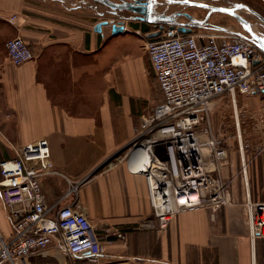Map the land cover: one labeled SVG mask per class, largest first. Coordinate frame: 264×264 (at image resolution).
<instances>
[{"label":"crops","instance_id":"1","mask_svg":"<svg viewBox=\"0 0 264 264\" xmlns=\"http://www.w3.org/2000/svg\"><path fill=\"white\" fill-rule=\"evenodd\" d=\"M175 1H190L191 6L174 5L211 14L225 15L194 3L229 7L216 0ZM75 2L0 0V163L15 156L14 148L46 139L61 174L41 181L48 204L77 185L78 203L102 245L96 262L70 261L51 247L26 264H264V239H250L245 208V194L255 197L260 185L251 186L248 168L245 185L238 159L227 161L230 167L221 172L225 176V169L238 165L237 176L231 174L240 181H231L234 204L214 213H179L161 233L138 229L153 218V210L144 176L128 168L130 145L140 133L141 116L150 115L162 93L145 39L134 31L113 36L110 26L96 32L101 11ZM207 21L202 27L208 30L231 27ZM239 21H245L244 16ZM129 27L136 30L138 25ZM15 37L24 38L34 52L33 60L20 66L10 63L5 47ZM130 42L134 52L128 51ZM124 153L129 158L117 160ZM111 160L117 161L107 166ZM244 163L247 167V160ZM261 187L264 190V183ZM117 231L127 233L125 241L112 236ZM0 233L5 238L12 234L1 202Z\"/></svg>","mask_w":264,"mask_h":264},{"label":"built area","instance_id":"2","mask_svg":"<svg viewBox=\"0 0 264 264\" xmlns=\"http://www.w3.org/2000/svg\"><path fill=\"white\" fill-rule=\"evenodd\" d=\"M167 18L171 20L164 24L145 23L146 32L132 30L145 39L163 97L152 114L141 116L128 163L132 173L144 176L153 210V218L142 221L138 229L157 233L165 231L179 213H214L234 204L231 186L221 173L229 147L213 131L212 104L227 97L236 107L237 95H264V50L242 36L248 33L231 27L208 30L190 14ZM129 24L125 32H131ZM182 28L191 33L181 32ZM151 34L158 35L147 38ZM5 47L13 66L34 58L22 37L9 39ZM238 142L247 186L246 146L239 136ZM14 152L13 158L0 163V202L12 224L10 237L0 233V264H26L29 257L51 247L70 261L96 262L102 245L78 203L77 185H71L54 204H48L43 193L42 179L61 175L52 162L48 141L40 139ZM142 154L146 159L138 160ZM246 196L250 239H264V202H253L249 193ZM64 200L71 202L62 204ZM126 234L117 231L112 236L125 241Z\"/></svg>","mask_w":264,"mask_h":264},{"label":"rangeland","instance_id":"3","mask_svg":"<svg viewBox=\"0 0 264 264\" xmlns=\"http://www.w3.org/2000/svg\"><path fill=\"white\" fill-rule=\"evenodd\" d=\"M216 1L222 3L227 2L229 4V8L233 10L235 9L234 11H236L235 5H237L238 3H244L255 9L262 17H264V3L261 0ZM159 2L161 3L154 9V13L155 16L161 18V20L164 18V16L168 17L173 15L175 16L178 14L196 13L200 17L206 18L207 20L210 19L217 23L228 24L237 31L244 33H253L258 38H264V25L255 15L245 14L247 15L244 17L245 21H237L226 15H221L217 13L211 14L207 11L193 7H181L170 3H163L162 0H159ZM75 3L82 4L85 8L98 6V4H96V2H94L93 0H76ZM97 11H102V9L100 8ZM94 14L96 15V13ZM103 19L109 20V18ZM103 19L101 18V21H103ZM130 24L141 26L146 25L145 23L140 24V22L138 21H130ZM129 29H131V31L133 30L131 27H129ZM128 44V51L134 52L135 49L131 46L133 45L132 42ZM152 112L150 114H152ZM211 124L215 135H219L221 138H223L225 140L226 145L229 147V156L227 160L228 162H230L232 159H238L239 162L242 161L241 152L239 150L238 145V135L240 133L244 146H246L244 156L245 161L247 160V167H245L248 168L249 172L251 171V186L253 187V185L255 184L257 189V185H260V189L256 191L255 197L254 195L249 194L250 199L253 202H264V190L263 187H261V184L263 185L264 183V95L260 96L256 100L237 96L236 107L232 103L231 99L227 97L215 101L212 104ZM237 124H239V128ZM136 139L137 137L133 141H135ZM134 146L135 144L130 145L129 153H131V150ZM128 154H121L119 156L120 158H117V160H121L122 158H129ZM117 160H111L107 166H111ZM228 162L224 165V168L229 165ZM233 171L237 176L238 165L236 164V162L234 163L233 168L231 170L225 169V176L222 174L223 179L227 181L231 186V193L233 186V182L231 181L233 179H235V181H239L237 177L231 176ZM246 195L247 193L245 194L247 200Z\"/></svg>","mask_w":264,"mask_h":264},{"label":"water","instance_id":"4","mask_svg":"<svg viewBox=\"0 0 264 264\" xmlns=\"http://www.w3.org/2000/svg\"><path fill=\"white\" fill-rule=\"evenodd\" d=\"M98 4V6L92 7L94 10H99L100 8L102 11L99 13V16L103 18H109V20L100 21L95 26L96 32H101L103 26H110L111 33L113 36L120 35L125 33L124 26L126 22L130 21H138L144 23H154V22H161V21H170L171 18L162 19L158 18L154 15V9L161 3L159 0H93ZM163 3H172V4H181V5H193L190 1H175V0H162ZM199 4L200 7L208 9L211 12H221L222 14L229 15L235 19L242 20L245 14H254L264 25V17H262L259 13L251 9L250 7L239 4V8L237 10L243 9L245 13H234L233 9L229 7H222L216 5H209L203 3H194ZM197 6V5H195ZM194 16V15H192ZM198 19V18H197ZM199 22L203 25L205 24L204 21L198 19ZM201 20V21H200ZM218 29H227V27H218ZM181 32L189 34L191 33L190 29L182 28ZM248 35H242L246 39L252 41L261 49L264 50V39L258 38L253 33H248ZM158 34H151L148 35L147 38H154Z\"/></svg>","mask_w":264,"mask_h":264},{"label":"bare ground","instance_id":"5","mask_svg":"<svg viewBox=\"0 0 264 264\" xmlns=\"http://www.w3.org/2000/svg\"><path fill=\"white\" fill-rule=\"evenodd\" d=\"M234 10H235V9H234ZM234 10H233V11H234ZM237 116H238V114H237ZM237 125H238V128H239V124H237ZM238 136L242 139L240 133H239ZM136 159H137V158H136ZM136 159H135V160H136ZM140 159H144V160H145V159H146V156H143V154H142V155L140 156V158H138V160H140ZM244 159H245V158H244ZM130 163H131V165H134L136 168L138 167L137 164H135L134 162H130ZM141 171H142V170H141ZM136 173H139V172H136Z\"/></svg>","mask_w":264,"mask_h":264},{"label":"flooded vegetation","instance_id":"6","mask_svg":"<svg viewBox=\"0 0 264 264\" xmlns=\"http://www.w3.org/2000/svg\"><path fill=\"white\" fill-rule=\"evenodd\" d=\"M127 1H131V0H127ZM186 14H190V15H193V14H191V13H186ZM246 15H244V17H245ZM232 18V17H231ZM164 19H167V17L166 16H164V18H163V20ZM234 19V18H233ZM235 20V19H234ZM166 22H168V21H162L161 23L162 24H164V23H166Z\"/></svg>","mask_w":264,"mask_h":264},{"label":"trees","instance_id":"7","mask_svg":"<svg viewBox=\"0 0 264 264\" xmlns=\"http://www.w3.org/2000/svg\"><path fill=\"white\" fill-rule=\"evenodd\" d=\"M142 27V26H141ZM139 28V25H138V27H136L135 29L137 30ZM141 29H143L144 30V32H146L147 31V29L146 28H141Z\"/></svg>","mask_w":264,"mask_h":264}]
</instances>
